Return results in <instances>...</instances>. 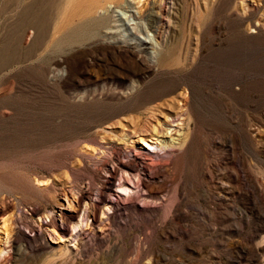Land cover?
Returning a JSON list of instances; mask_svg holds the SVG:
<instances>
[{
  "label": "rangeland",
  "instance_id": "rangeland-1",
  "mask_svg": "<svg viewBox=\"0 0 264 264\" xmlns=\"http://www.w3.org/2000/svg\"><path fill=\"white\" fill-rule=\"evenodd\" d=\"M0 264H264V0H0Z\"/></svg>",
  "mask_w": 264,
  "mask_h": 264
},
{
  "label": "bare ground",
  "instance_id": "bare-ground-1",
  "mask_svg": "<svg viewBox=\"0 0 264 264\" xmlns=\"http://www.w3.org/2000/svg\"><path fill=\"white\" fill-rule=\"evenodd\" d=\"M113 8H114V6L112 5V4H110L109 6H104L103 7V14H108L109 12H111V10H113ZM118 8H120V7H118ZM129 8V7H128ZM120 10H122V9H120ZM123 10H125L126 11V13L127 12H130L129 10H127V8L126 9H124L123 8ZM125 11H123V13H121L120 15L122 16V15H124V12ZM118 12V11H117ZM119 13V12H118ZM107 16V15H106ZM128 16V15H127ZM125 17V16H124ZM128 18V17H127ZM104 19H106V18H104ZM104 19H102V20H104ZM145 43V42H144ZM149 43V42H148ZM139 44V43H138ZM152 44V43H151ZM154 44V43H153ZM139 45H143V43H140ZM146 45V44H145ZM155 46V45H154ZM143 47V46H142ZM145 47V46H144ZM155 49H156V47H155ZM185 106V105H184ZM180 109V108H179ZM182 109H183V107H182ZM186 111V110H185ZM180 114H182V113H180ZM180 116L179 115H177L176 114V116H174V115H172V116H168V117H166L167 118V120L164 122V123H158L157 124V127L156 128H154V129H156V131H155V133L157 132V135H158V137L155 139L156 141V143H157V140H159V138H161L162 139V141H159L161 144H160V147H158L157 145L156 146H154L153 148L154 149H159V150H161V149H165V150H171V151H173V150H176L177 149V151H178V149H180V148H183V145H184V142H185V138H183V136H184V133H183V130H184V128H183V123L184 122H182L183 121V119H185V118H181L182 120H180V118H179ZM181 117H183V116H181ZM187 123V122H186ZM190 123V122H189ZM190 125V124H189ZM185 126V125H184ZM191 127V126H190ZM188 130V129H187ZM185 134H186V131H185ZM188 134V133H187ZM190 134V133H189ZM186 137V136H185ZM187 139H188V137H186ZM154 139V138H153ZM190 139V138H189ZM190 140H188V142H189ZM186 143V142H185ZM189 144V143H188ZM187 144V145H188ZM147 148L150 146H152V145H145ZM147 148H146V150H147ZM164 150V151H165ZM180 150H182V149H180ZM161 152V151H160ZM159 152V153H160ZM167 152V151H166ZM148 153H150V152H148ZM164 154H165V152H164ZM173 155V154H172ZM171 155V156H172ZM174 156H176V155H174ZM151 158V157H150ZM142 167V166H141ZM152 173V172H151ZM121 184V183H120ZM119 190L120 191H116V193H115V196H116V198H119V196H121V195H123L124 193H126L127 191H129V188L127 187V186H125V183L124 184H122V185H120V187H119ZM127 196V195H126ZM120 199V198H119ZM68 200V199H67ZM67 202H69V205H71L72 203H70V200H68ZM117 203V202H116ZM118 205H114V204H112V205H110V208L112 209V208H115V209H117L118 207H117ZM72 207V206H71ZM109 208V209H110ZM53 224V226L54 227H56L57 229H65L64 228V223L63 222H61L60 223V225H57V224H54V222H52ZM81 223V222H80ZM76 228H77V226H76ZM75 227H74V229H76ZM73 229V230H74ZM74 231H76V230H74Z\"/></svg>",
  "mask_w": 264,
  "mask_h": 264
},
{
  "label": "water",
  "instance_id": "water-1",
  "mask_svg": "<svg viewBox=\"0 0 264 264\" xmlns=\"http://www.w3.org/2000/svg\"><path fill=\"white\" fill-rule=\"evenodd\" d=\"M240 34H241V36H242L243 38H248V37H250L247 33L243 32V31H242Z\"/></svg>",
  "mask_w": 264,
  "mask_h": 264
}]
</instances>
